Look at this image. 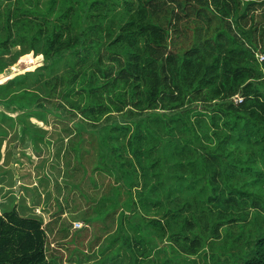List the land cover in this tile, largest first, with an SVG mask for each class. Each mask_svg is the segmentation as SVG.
Here are the masks:
<instances>
[{"label": "trees", "instance_id": "trees-1", "mask_svg": "<svg viewBox=\"0 0 264 264\" xmlns=\"http://www.w3.org/2000/svg\"><path fill=\"white\" fill-rule=\"evenodd\" d=\"M235 16L228 0H0V75L37 59L0 81V264H264V237L246 258L221 245L237 174L264 172V67L227 45Z\"/></svg>", "mask_w": 264, "mask_h": 264}, {"label": "rangeland", "instance_id": "rangeland-1", "mask_svg": "<svg viewBox=\"0 0 264 264\" xmlns=\"http://www.w3.org/2000/svg\"><path fill=\"white\" fill-rule=\"evenodd\" d=\"M228 3L236 8V16L234 17V21L224 29V38L227 45L244 50L250 47L258 53V58L260 55H264V0H228ZM213 11L217 12L215 7L211 9L212 16H214ZM36 61L37 59L31 51L22 52L21 57L12 63L5 70L4 74L0 75V81L32 67ZM259 62L264 67V62ZM41 126L47 128L49 130L48 137H52L54 128L59 125H53L52 121H50L47 125H42L41 123ZM17 150H22V147L17 145ZM23 150L31 154L32 158L28 159L17 152L16 157L20 158L23 162L15 164V167H17L20 173H28L23 178V181L36 183V155L32 153L31 147ZM237 175V182L243 185V190L246 193L243 196L237 197V204H235L236 207L233 209L238 219L237 225L232 230L222 231V242L225 243L221 245L227 248V257L231 258L230 256L233 255L229 253L231 248L235 252H237L236 248H238L241 251L240 256L246 258L251 255L249 248L258 239L264 237V172L261 176L259 174V178L255 171L241 172ZM19 183L21 182L19 181ZM8 191L9 187L0 184V202L6 197H11L10 195L12 194L8 193ZM0 207L2 209L1 205ZM9 208L8 206L7 211ZM36 212L42 213V210L36 207Z\"/></svg>", "mask_w": 264, "mask_h": 264}, {"label": "built area", "instance_id": "built-area-1", "mask_svg": "<svg viewBox=\"0 0 264 264\" xmlns=\"http://www.w3.org/2000/svg\"><path fill=\"white\" fill-rule=\"evenodd\" d=\"M258 59H259V61H263L264 55H260ZM234 102H235V104H241L243 102V98L239 97V96H236L234 98ZM0 213H1V208H0ZM82 226H83V222H80V221L74 222V229H79Z\"/></svg>", "mask_w": 264, "mask_h": 264}, {"label": "water", "instance_id": "water-1", "mask_svg": "<svg viewBox=\"0 0 264 264\" xmlns=\"http://www.w3.org/2000/svg\"><path fill=\"white\" fill-rule=\"evenodd\" d=\"M17 145L18 144H15L14 148H13V157L11 159L12 161V164H11V167H14L15 166V163H16V160H17ZM16 183L19 184V180H18V174H16Z\"/></svg>", "mask_w": 264, "mask_h": 264}]
</instances>
